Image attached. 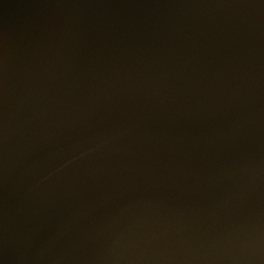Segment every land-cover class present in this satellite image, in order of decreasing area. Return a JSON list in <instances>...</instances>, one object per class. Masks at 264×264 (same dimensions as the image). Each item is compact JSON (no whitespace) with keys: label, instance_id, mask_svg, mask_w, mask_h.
I'll return each instance as SVG.
<instances>
[{"label":"water","instance_id":"water-1","mask_svg":"<svg viewBox=\"0 0 264 264\" xmlns=\"http://www.w3.org/2000/svg\"><path fill=\"white\" fill-rule=\"evenodd\" d=\"M0 264H264V0H0Z\"/></svg>","mask_w":264,"mask_h":264}]
</instances>
